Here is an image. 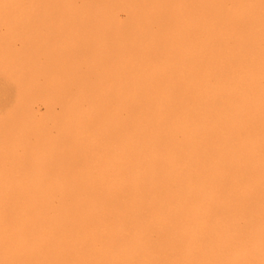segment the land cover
<instances>
[{
  "label": "bare ground",
  "instance_id": "1",
  "mask_svg": "<svg viewBox=\"0 0 264 264\" xmlns=\"http://www.w3.org/2000/svg\"><path fill=\"white\" fill-rule=\"evenodd\" d=\"M0 70V264H263L264 0H0Z\"/></svg>",
  "mask_w": 264,
  "mask_h": 264
},
{
  "label": "rangeland",
  "instance_id": "2",
  "mask_svg": "<svg viewBox=\"0 0 264 264\" xmlns=\"http://www.w3.org/2000/svg\"><path fill=\"white\" fill-rule=\"evenodd\" d=\"M120 16L122 19H126V15L124 12H121ZM17 43H18L17 44L18 47L21 46V44H20L21 41L18 40ZM10 81H11V78L9 80V76L8 75L6 76V73L0 72V160H1L0 161V190H5L6 194L11 193V192L8 193V191H10L9 189H12L11 187L13 185L11 186L10 184H12L14 182L13 181L14 180L13 179V171H11V170H13V165H14V163L13 164L11 163L12 162L11 159H13V157H14L13 153H15V147L17 146L16 145V143H17L16 139L17 138L14 135V133L17 132L16 130H18V129H16V127L18 128L19 124H17V123H20V121H21L20 119L22 116V115H20L21 112H20V109L18 108L19 103H20L19 102V99H20L19 88H18V86H16L17 84L15 85L14 81H12V82H10ZM33 108H34V114H36V115L46 114V111H47L46 105L43 103H36V104H34ZM13 129H15V130H13ZM14 138H16V139H14ZM1 152H2V154H1ZM2 158H3V160H2ZM3 167H5V168H3ZM4 173H5V175H4ZM262 173H263V176L261 177V182H262L261 189L264 192V169L262 170ZM7 175H9V176H7ZM1 177H2V179H1ZM8 182H10V183H8ZM15 182H17V181H15ZM5 199H6L7 204L10 203V201L8 200L7 197H5ZM262 209L264 211V205H263ZM262 209H259L258 211L263 212ZM262 226H264V223ZM259 260H261V259L259 258ZM261 263L262 262L257 261V263H255V264H261ZM263 264H264V262H263Z\"/></svg>",
  "mask_w": 264,
  "mask_h": 264
}]
</instances>
